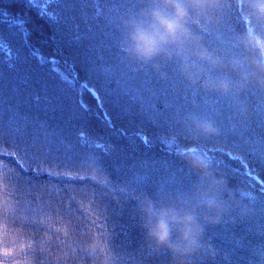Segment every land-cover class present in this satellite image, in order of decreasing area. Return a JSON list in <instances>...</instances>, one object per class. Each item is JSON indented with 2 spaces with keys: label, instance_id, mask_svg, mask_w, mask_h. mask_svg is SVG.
Listing matches in <instances>:
<instances>
[{
  "label": "trees",
  "instance_id": "trees-1",
  "mask_svg": "<svg viewBox=\"0 0 264 264\" xmlns=\"http://www.w3.org/2000/svg\"><path fill=\"white\" fill-rule=\"evenodd\" d=\"M139 2L0 0V176L15 217L37 241L36 264H98L89 250L103 254L108 244L119 264H168L166 253L144 252L136 201L84 179L82 161L97 160L114 188L152 194L189 186L195 176L185 154L192 151L239 202L206 227L205 239L228 264H257L253 251L264 248V89L221 96L188 85L174 61L161 66L166 79L135 67L120 50V21ZM244 27L229 8L201 33L233 79L227 60L246 55L234 46ZM192 116L211 119L217 134L193 135L185 123ZM49 218L45 228L40 221Z\"/></svg>",
  "mask_w": 264,
  "mask_h": 264
},
{
  "label": "clouds",
  "instance_id": "clouds-1",
  "mask_svg": "<svg viewBox=\"0 0 264 264\" xmlns=\"http://www.w3.org/2000/svg\"><path fill=\"white\" fill-rule=\"evenodd\" d=\"M234 9L245 24L234 46L246 55L232 56L227 64L237 78L220 71L226 61L209 48L202 32L215 27L226 9ZM120 50L137 68L148 66L161 79L164 62L174 61L176 71L190 86L232 96L249 87L264 89V0H140L139 6L120 21ZM216 70V71H213ZM186 126L193 135L215 136L218 132L208 118L189 117ZM195 179L187 188L159 187L152 194L127 187H113L97 160L82 161L80 175L108 193L136 201L143 248L148 256L166 253L168 264H205L228 257L204 237L206 227L221 222L238 201L222 176L213 173L198 151L185 154ZM250 198L249 193L241 192ZM14 204L7 181L0 176V264H36L34 236L22 225L26 221L14 215ZM247 213L239 208L238 215ZM40 223L50 228L49 222ZM45 238L47 233L42 234ZM98 264H119L120 257L109 244L103 254L89 250ZM257 264H264V248L254 249Z\"/></svg>",
  "mask_w": 264,
  "mask_h": 264
}]
</instances>
